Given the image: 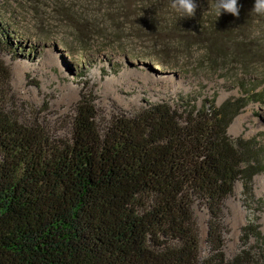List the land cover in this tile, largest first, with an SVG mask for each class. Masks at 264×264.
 Listing matches in <instances>:
<instances>
[{"label": "trees", "instance_id": "16d2710c", "mask_svg": "<svg viewBox=\"0 0 264 264\" xmlns=\"http://www.w3.org/2000/svg\"><path fill=\"white\" fill-rule=\"evenodd\" d=\"M98 1L103 31L135 30L156 46L199 52L210 66L264 71V16L250 13L253 0H238L237 17L217 16L214 0H195L190 18L170 0ZM68 6L60 14L74 19L82 38L103 36L91 13ZM11 78L0 57V264H264L260 246L246 244L252 234L264 240L256 226L245 227L244 247L230 258L223 236L225 199L237 181L251 195L264 169L255 138L228 133L250 101L263 100L258 84L220 104L189 95L110 118L84 88L61 135L41 119L46 106L18 98ZM195 206L209 214L205 255Z\"/></svg>", "mask_w": 264, "mask_h": 264}, {"label": "rangeland", "instance_id": "374dc122", "mask_svg": "<svg viewBox=\"0 0 264 264\" xmlns=\"http://www.w3.org/2000/svg\"><path fill=\"white\" fill-rule=\"evenodd\" d=\"M63 5L77 13H91L100 27L92 29L103 36L82 38L74 19L60 14ZM103 16L98 0H0V26H6L9 43L5 49L1 46L0 56L12 66L11 84L20 100L35 109L46 106L41 119L52 131L68 135V123L84 88L93 90L104 118L118 111L133 113L150 101L173 104L189 95L198 104L212 97L220 104L229 97L246 96L245 89L253 83L258 84L255 90L264 91L263 69L210 66L195 57L199 52L191 57L174 52L173 47L156 46L152 39L136 37L135 30L117 32L105 26L103 31ZM228 133L234 138H255L264 150V98L250 101L234 117ZM252 186L249 195L237 181L223 203L224 251L229 258L244 247L247 225L253 224L264 235V169L255 174ZM195 214L205 255L209 214L202 206H195ZM246 244L260 246L264 255L259 235L249 236Z\"/></svg>", "mask_w": 264, "mask_h": 264}, {"label": "clouds", "instance_id": "9594fccd", "mask_svg": "<svg viewBox=\"0 0 264 264\" xmlns=\"http://www.w3.org/2000/svg\"><path fill=\"white\" fill-rule=\"evenodd\" d=\"M170 8L181 18L193 17L196 12L197 4L195 0H170ZM212 10L217 16L221 13H230L237 17L240 13L238 0H214ZM250 13L264 16V0H253Z\"/></svg>", "mask_w": 264, "mask_h": 264}, {"label": "water", "instance_id": "95a60500", "mask_svg": "<svg viewBox=\"0 0 264 264\" xmlns=\"http://www.w3.org/2000/svg\"><path fill=\"white\" fill-rule=\"evenodd\" d=\"M1 57V56H0ZM2 58V57H1ZM5 61V60H4ZM6 62V61H5ZM7 63V62H6ZM8 64V63H7ZM8 65H10V64H8ZM11 66V65H10ZM11 69H12V66H11ZM12 72H13V70H12ZM11 80H12V78H11Z\"/></svg>", "mask_w": 264, "mask_h": 264}]
</instances>
